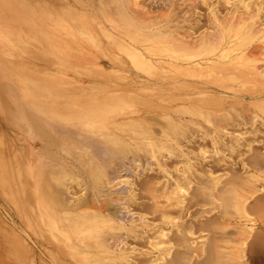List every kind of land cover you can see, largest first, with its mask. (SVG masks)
I'll return each instance as SVG.
<instances>
[{
    "label": "rangeland",
    "instance_id": "obj_1",
    "mask_svg": "<svg viewBox=\"0 0 264 264\" xmlns=\"http://www.w3.org/2000/svg\"><path fill=\"white\" fill-rule=\"evenodd\" d=\"M14 1H16V2H14ZM77 1L76 0H29V1L28 0H3V1L1 0L0 1V15L1 16L12 15V19L14 20L13 23L15 24V26L13 28H11L10 33H4V32L0 33V83L3 85H6V86L8 85V86L12 87V82H13L14 84L17 85L16 91L20 92L19 91L20 90L19 85L22 83L18 84L16 82L15 78H16V74H18V75L21 74L22 67L19 65V63H17V61L30 60L33 64H37V61H34L33 58L29 57V55L27 53L20 52V51L11 52L7 49V47H12V44H13L12 40H14L13 34L15 33L14 31L18 30V26H21L18 24L19 23L18 19L20 18L19 14H18L19 11H20V13L26 14L25 15L26 16V22L28 24H30L33 21L36 22V21L41 20L42 23H44V25L41 23V21H39V23L36 22L38 24L37 28L39 30L44 31V30H48V29L55 27V25H54L55 23L52 20L53 11L54 10L60 11L61 10L60 8H62L63 5H66L75 14H77L78 18H81L84 22H86L88 24V27H89L88 29H89L92 36H89V37L80 36L79 38L73 37V36L71 37L70 35H67L69 28L65 27V26L61 27L60 29H61L62 35H65V37L68 39L66 42V45L64 46L62 44V50H60V52H58V54L55 55L54 60H52V61H40V62H38V64L41 67L45 68L48 73H53L56 77V79H54V80H56L57 82H59L60 78H66L68 80L78 79L79 82L80 83L83 82L84 85H86L87 83L91 84V82L96 83L97 81H100L104 84V86L106 87L105 90H102V89L96 90V88H94V86H91L92 88H88V90L85 89V91L82 94H80L78 91H76L74 89L69 90L70 93L68 94L67 98H73L74 100L78 99L79 101H81L80 105L78 106V107H80V109H77V107L75 108L76 109L75 113L79 114V118H81V120L82 119L86 120L87 118H90L91 117L90 114L97 115V114H104V113L105 114H138V115L143 114V117L146 114L145 119L147 118L149 120V118L152 116L151 114H153V110L154 109H161V107H164V109H165V113H161V114H168V113L169 114H182L183 112L180 113V112L175 111L173 109L177 108V107L181 108V105L187 104L188 101L194 102V100L196 98H198V99L195 101H198V100H204V101H208V102L209 101H216V102H218L219 106L222 108L217 113L218 114H222L224 112L227 113V114H225L224 118H221L218 116L216 117V114L210 115V113L209 114H203V116H202V114H199V116H201V117H199L198 114H195V116H193V119L199 125L194 126L191 124L190 120L188 119L191 116L190 113H187L188 112L187 111L186 113L184 112L182 114L183 119L185 121H188V122H184L185 123L184 128L185 127L186 128L184 129V132H183L184 138H182L183 136L181 137V142H180L181 144L179 147L181 149L185 148L184 150L185 151L187 150L188 152L191 150V153H189V154L193 155V156H195L196 153H198L197 159L195 157H193L195 159L190 160L191 163L196 162V164L194 163L193 165L194 166L197 165V166H195V168L201 169L200 173L203 174L205 177L206 175L202 172H204V170L206 168L205 169L200 168L198 166V163H197L199 161L202 162L204 160L202 162V165L204 167L210 168L212 171V175L216 176L217 178L219 177L220 179H222L221 182L223 184L219 183L218 184L219 186L224 185V182L226 180L223 181V179H226L227 177L229 178V176L231 178L233 176L234 182L232 184H233V186H235V189L237 190L238 194H239V192L240 193H246L248 191V189L252 188V187L255 188V191H254V193H252V195H250L248 201L243 206H241L238 203L237 197L234 195L232 196L231 193H229V192L220 193L223 191L215 189V188H213L214 190L208 189V188L203 189V190L197 189L196 186L197 185L199 186V183L197 184L198 178L195 179L194 177H192V179H194L195 182L190 181L191 183L189 182L190 183L189 185L186 183V186L184 185V190L182 192L180 191L177 194L179 196L182 195L181 200L183 199L185 202L186 201L188 202L190 200V197H188V196L195 194L194 196H191L192 197L191 200H193V197H194V200H198L199 204L189 208V210L190 211H193V210L196 211L197 209L198 210L196 211V215L195 214H194V216L191 215L192 217L188 216V215H185V217H184V215H183V220H185V221L188 220L189 223L190 222L191 223L189 224L188 221H186V223H187V224H185L186 228H185V230H182V233H180V231H178V229L180 230V228H181L180 226L177 227V226L173 225V223L168 222L171 224V226H169L168 223L164 222L166 219L164 217H166V216H170L167 218H171V217L175 218L176 216H178V213L173 212L171 209V204H172L173 200H175L178 196L176 193L173 195V196L176 195L175 198L170 197L171 195H168V194H170L169 192H171V190L173 189V187H168V185L173 182V178L168 177L167 173L165 171H163L162 169H160V167L157 165L156 160L153 158H150L151 156H149V153L147 152V150L146 151H144V150L138 151L139 154H137L135 150H128L129 152L128 151H119L117 153V158L114 159V160H116V163L114 160L111 161L112 164L109 162L110 167H111V165H113L111 167L112 170L109 169L110 167H107V177L106 176L103 177L101 179L102 181L100 180V178H98L100 181L99 180L95 181L93 177H89L88 173L85 172L84 169H81L79 163L76 162L77 160L72 158L70 156V154L64 153L63 151L58 150V153L56 152L57 155L60 156L66 162H68L72 166V168H74V172H75L74 175L76 177H79L78 179L74 180V177H70V175H65L63 177L64 178L63 184L57 185L58 186L57 188L59 189V191H57V192H59V195H61L62 198L64 196V198H63L65 200L64 202H66V200H67V202L65 204L63 203V206L65 205L66 207H63L61 211L63 213H65L66 209H67V211H77V212L87 210V211H89L90 216L93 214H95V215L99 214L98 213V211H99L100 215L102 214V216H105L107 218L108 217L112 218V220L114 222H116L117 227L119 225L118 224L119 221H120L119 223L122 225L124 223L126 224V227L125 226H123V228L118 227L119 229H117L116 226H114V225L113 226L115 228L114 227L112 228V226L110 228L103 227V223L101 222L102 223L101 224L99 220L97 221L98 223L96 225L99 224L97 226L98 231L101 230V229H99L101 227L104 228L103 231L106 228H108V229H106V231H104L105 233L102 232L103 233L102 235L104 236V234H105V236H106V237L102 236V239L105 240V238H106L105 242H108V244L111 247V250L114 253L118 254V255H115L113 257H110L108 254L101 252L103 260H104L103 264L104 263L105 264H149V263L150 264H166V263L167 264H171V263L172 264H197V262H199V261L201 262V264L202 263H204V264H232V263L233 264H255V261H253L254 259L256 260V262L258 260L259 264H264V260H263L264 259L263 258L264 257V255H263L264 250L263 249L264 248H260L262 253H261V251L259 252L260 249H258L256 251L254 250L255 251L254 254H252L253 253V251H252L251 252L252 255L249 254L250 252L248 251L247 246H246V249L243 252V254L241 252H239L240 239L243 236L247 235L248 232H250L249 229H250L251 224L253 223L254 229L251 231L250 236H248V240L251 239L253 236V233L256 231V229L258 227L259 222H261V220H262L261 215L262 214L264 215V209L262 211L261 207H258L259 209L257 208L258 204L261 202L252 203L253 198L255 196L264 195V178L260 177L258 180H252L254 178L253 174H260L261 171L264 172V160H263L264 159V50H263L264 49V31H263V29H264V3H263V1L264 0H261V1L244 0L246 3L244 1H242V3L241 2L238 3L241 0H226V1L225 0H119V1L113 0L112 2H111V0H110V2H107L109 0H105V1L104 0H90V1L89 0H83V1L77 0ZM125 1L127 4L124 5ZM243 3L246 4L245 6L244 5L243 6L248 11V12H246V14H245L246 10H244L243 6L241 5ZM249 3L252 5H250ZM104 4H107L106 5L107 7ZM118 4H121L123 7L126 6L125 8H129L130 12L129 11H127V12H128V14L131 13L130 15H132V17H135L137 19L139 18V20L143 19L149 23L157 21L156 25H159L160 28H164V29H166V31L169 29V31H167V32L163 29H161V30L163 33L165 32V34H166L165 37L167 38V40H172L171 44H173L172 46L175 48L173 50L174 52H175V50L177 52H179V51L183 52L182 51L183 45L186 42L189 43L191 40L192 41L190 43L194 44V48L198 49V52H200L201 55L203 54V52H204V55H206V53L208 55L210 52L211 53L213 52L214 54H216V53L218 54V53L222 52L224 47H227L231 43V46L235 45V47L232 46L230 49L226 50L225 52H228V51H230V52L226 53L225 57L222 59L229 60L230 59L229 57L233 56V55H236V56H242L243 55L242 57L244 59H241V58H240V60L237 59L235 61V63L233 65H230V66H223L221 68L211 69V70L196 71L191 75L190 74L180 75V73H178L174 68L171 67V69H165L164 71L168 72L169 74H176V76H175L176 80L172 81L173 79H170V80H167V82H163V83H157V82L153 83V82L149 81L148 79L149 78L152 79L154 77V75H153V73L155 72L154 69H150V68L146 69V64H145V66L140 64L139 66H137V68H133L131 65V60H130L129 54H127L128 48L127 49L125 48L126 50L124 48L118 49L120 47V45H119L120 40L118 39L119 36H118V33L116 32V30L114 31L113 25H111L112 24V18H114L113 19L114 21L116 20L119 23L123 22V21L117 20L118 18L115 19L116 17L119 16L118 11H116V12H118L117 13L118 15L116 16V14H115V9H118V7H117ZM128 4H129V6H128ZM256 4H258V5H256ZM247 5L249 7H247ZM12 7H13V9H12ZM103 7L106 9V13H109L110 15L112 14L111 15L112 17L111 16L107 17V15L104 14L105 12H102ZM237 8H239L241 10H239ZM235 9H237V10H235ZM107 10H109V11H107ZM214 10H215V12H214ZM38 11H39V13H38ZM233 11H234V13H233ZM255 11H256V13H255ZM8 12L10 14H6ZM100 12H102V13H100ZM235 12L237 15H235ZM239 12H241V14ZM133 13H134V15H133ZM139 13L142 16L141 15L138 16ZM214 13H216V14H214ZM135 14H136V16H135ZM238 14H240V15H238ZM249 14H251L252 17L249 16ZM230 15H231L232 20L234 19V21H233V23H231V25L229 24V21L232 22V20H230L231 18L230 19L228 18V16L230 17ZM241 15H243V16L241 17ZM35 16H37V17L34 18ZM50 16H52V17H50ZM113 16H115V17H113ZM246 16L249 18H246ZM259 16H261V18ZM162 17H164V18H162ZM218 17H220V18H218ZM120 18L122 19V17H120ZM227 18L229 21L226 20ZM238 18H240V19L242 18V19L239 20ZM110 19H111V21H110ZM244 19H249V20H244ZM225 20H226V22H225ZM235 20H237V21H235ZM238 20L240 23H238ZM108 21H110V22H108ZM215 21L218 23H216ZM249 21H250V23H249ZM220 22H222V23H220ZM113 23H115V22H113ZM227 23H228V25H227ZM235 23H236V25H235ZM251 23H252V25H251ZM188 24H190L191 26ZM223 24H225L227 27ZM49 26L50 27L52 26V27L49 28ZM171 26H172V28H169ZM232 26H233V30H232ZM248 26L249 27L251 26L252 28L251 27L249 28ZM220 27L223 30H221ZM234 27H235V29H234ZM246 27L249 28L248 29L249 32H248ZM131 28H132V26H131ZM216 28H218L219 30H217ZM228 28H230L229 32H228ZM171 29H172V31H171ZM173 29H174V31H173ZM251 29H253V30H251ZM146 30H145V32H146ZM176 30H177V32H176ZM211 30L213 31V33ZM238 30H239V32H238ZM256 30H258V31H256ZM171 32L174 33V34L172 33L171 36L175 35L177 39L179 38L178 36H180V38L182 37V39L179 38V40H178L179 42H178L177 39H174L175 37L170 36ZM248 33H249V36H248ZM253 33H254V35H253ZM225 34H227V35H225ZM250 34H252V35H250ZM204 35H206V36L204 37ZM244 35L247 37H245ZM69 36H70V38H69ZM106 36L108 38H106ZM110 36H112V37H110ZM215 36H217V37H215ZM221 36L223 37V40H222ZM56 37H58V36L53 37V38H55V44L54 45H59V44H57L59 41L57 40ZM203 37H204V39H203ZM209 37H212V38L209 39ZM213 37H214V41H213ZM239 37L241 39L242 38L243 39L241 40V39H239ZM170 38H173V39H170ZM226 38L229 39V42H227L228 39H226ZM248 38H250V39L252 38V39L250 40ZM27 39L28 40L31 39V38H29V35H27ZM198 39L200 41L202 40L203 42H205L204 43L205 47L203 46V44L201 45V47L203 46L204 48H206L207 47L206 45H208L207 48H209V47L213 48L214 47V49L207 52L209 49L206 48V52L202 51L203 49H200L201 47H199V45H200V43H202V41L199 43ZM180 40L182 42H184L183 45H182V43H180ZM195 41H196V43H194ZM240 41H242V42L239 44ZM211 42H213V43L211 44ZM166 44L167 43L165 42V45ZM165 45H163V46H165ZM259 47H260V50H259ZM132 48L135 52L140 51V50L134 49V47H130V49H132ZM121 49H123V50H121ZM220 49H222V50H220ZM240 52L241 53L243 52V54H240ZM244 52L247 55H245ZM165 53H164V55H165ZM249 54L252 55V56L250 55V58H249ZM196 56L198 58H200V57L202 58V56H200V55H196ZM152 57L155 59L157 56L155 54ZM256 59H258V60H256ZM250 61H252V62H250ZM77 62H78V64H77ZM157 65H158V63H157ZM142 67H145V68L140 70V68H142ZM229 67H235V68L232 69L231 71H229L228 70ZM98 68L101 70L105 69L104 72H102V73H104L103 76H99L96 73V70ZM145 69L148 71L150 70L151 74L149 72L147 73V71ZM219 71H223L226 73L221 75V74L217 73ZM3 74H4V76H3ZM97 78H98V80H97ZM179 79H182V80H179ZM105 82H106V84L111 83L112 85L111 84H110L111 86L108 84L106 85ZM114 86L116 88H118L117 91L124 93L125 97L122 99V102L120 104L119 103L118 104L108 103L106 105V107L103 106V108L101 106H99L97 103L91 104L92 106L94 104L96 105V106L94 105L93 108L91 106L88 107L85 104L83 99L86 100L87 98H95V99L101 98L104 100V99L110 98L109 97V96H111L110 93L115 89ZM214 90H216V91H214ZM202 92H206L207 94L210 93L211 95L210 94L205 95V93L203 94ZM211 92L214 94L213 96H212ZM132 93H134V94H132ZM0 97H2V96H0ZM214 97H217V98H214ZM222 97H224V98H222ZM21 100L24 101V98L21 97ZM3 105L4 104H1V101H0V221H1L0 225H2V226H0L1 227L0 228V234L2 235L5 232V230H6L5 233L8 232L9 234H7V239L5 238L6 237L5 233H4L5 236L0 235V239H1V241H0V258H1L0 262L1 263L0 264H77L75 262V260L70 256H67L64 254L61 256L58 255V253H60L58 250L65 249L66 243L54 235L53 232H57V234H58L59 233L58 231L54 230L52 232L51 230H49L47 228H45L42 231L39 228V225L37 223V219L34 218L33 214L29 210L28 204H30V203H29V201H27V195H26V193L22 187V186H24V181H23V179L21 180V174H20L21 171H19V170H24L26 172L29 169L31 175L34 178H37V172L35 171V169L37 170V163H40L41 166H43V164H45V163H48L47 160H49L50 155L47 153H43V155L37 154V150H36V148H37V133L33 129L31 122L28 120H25L23 118L22 119H15V118H12L10 116H7L3 111L5 109L3 107ZM84 105H86V106H84ZM28 107L32 111H35V112H37V110H38V113H39L38 116L40 118L39 120H45V118H48V114L45 112L44 107H42V109L37 108V104L35 105L34 103H28ZM146 108H148V109H146ZM102 109H104V110H102ZM194 109H196V108L194 107ZM96 111H98V112L95 113ZM127 112H129V113H127ZM35 115L37 116V114H35ZM147 115L149 117H147ZM209 116H211V118H209ZM206 117L208 119H206ZM79 118H75V119L71 118V120H73L77 123V122L81 121ZM66 119H68V118H66ZM66 119L62 118L60 120V122L62 123ZM152 120L153 119H151V122H148V121L146 122V120H144V122H145V124L150 125L151 129L153 128V130L155 129L159 132V130H161L160 124H162V123L164 124L165 118L160 116L158 119H156V121L159 120V124H157L158 121L156 122V124L153 123V122H155V119H154V121H152ZM186 123H187V125H186ZM201 123H203V124H201ZM95 124H97V123H95ZM216 124H218V125H216ZM117 125H120V124H117ZM215 125H216V127H215ZM77 126H78L77 124L76 125H68L67 128L66 127H64V128L69 130V131L71 130V133H76V132H78L77 130L79 128ZM111 126L112 127H110L111 128L110 130H112V131L118 132V130H120L119 127H117L116 125L111 124ZM115 128H117V129H115ZM172 130L170 129V131H172ZM209 134H210V136H209ZM190 136H192L194 138L196 137L195 139H197V141H195V139H194L193 142H191V141L189 142L188 139L190 138ZM212 136L219 138V139L218 140H212L211 139ZM76 138H77V140H80V141H82V139L84 140V138H82L80 136H77ZM227 141H228V144H226ZM216 142H219V144L217 143V145H216ZM228 147H231V148H228ZM172 148H173L172 150L175 149L174 152L176 154L181 153L180 152L181 150L179 148H177V147L176 148L172 147ZM75 150H76V147L74 148V151ZM124 150H127V149H124ZM120 152L123 154V156H122V154L121 155L119 154ZM163 152L167 153L166 151H163ZM133 153L136 155L133 156L134 155ZM115 155H116V153H115ZM126 155H128V156H126ZM132 156L135 158L137 157L136 159L139 161L138 166L135 164V162L133 163V161L131 159ZM138 156L140 158H138ZM39 157H42V158H39ZM145 157H147V160L145 159ZM120 158H122V159L124 158L123 159L124 161ZM178 158L182 159L181 157H177L178 163H177V161H176V163L174 162L176 164V166H178L180 169L185 168V167H183V165L186 166L185 158H184V161H183V159L181 160L182 162ZM117 160L118 161L120 160L119 161L120 165H119V162H117ZM121 162L124 163L125 166H123V164ZM130 162H131V164H130ZM127 163H129V164H127ZM251 163L253 166L251 165ZM116 164H118L119 167L116 166ZM175 164H173L172 166H171V164H168L171 166V167L168 166V168H170L171 172H173L172 175L176 174L178 172V171H176V169H174ZM114 165L116 166L117 169L115 168ZM149 165H150V167H152L151 169L148 168ZM18 166H19V168H18ZM45 166L48 167L47 165H45ZM120 166H122V167H120ZM194 166H192V168H194ZM130 167H132V168H130ZM143 167H147V168L144 169ZM156 167H157V170H156ZM197 167H199V168H197ZM113 168H114V170H113ZM16 170H17V173H16ZM135 170H136V172H135ZM172 170H174L176 172H174ZM110 171H112V172H110ZM113 171H116V174L118 173L119 175H117L115 177V179H113V181H111L110 183L106 182L108 180H112V179H110V177L113 176V173H114ZM125 172H129V173H125ZM108 173H111V174H108ZM136 173H140L141 175L138 176V174H136ZM108 175L109 176L111 175V176L109 177ZM263 176H264V174H263ZM69 178L71 180H69ZM145 178L150 179V180L148 179L149 182H148L147 186H145L146 182H147L145 180ZM170 178L172 180H170ZM124 179H127L128 183H125ZM143 179H144L145 183H144ZM19 180H21V181H19ZM72 180H73V182H72ZM168 180H170L172 182H169ZM139 181H140V183H139ZM202 181L204 182L205 180H202ZM103 182H106L105 183V186L107 185L106 187L102 186V185H104ZM203 182H200V184L202 186L204 185ZM81 183H82V186H81ZM92 183H95L96 185L98 184L99 187L95 186V184L91 185ZM138 183H139V185H138ZM167 183H169V184H167ZM21 184H23V185H21ZM69 184H71V185H69ZM130 184L133 187L137 188V191L140 190L139 192H141V196L138 200L139 204H136V205H138V206L140 205L139 208L141 206L142 207L146 206L148 208V209H146V208L145 209H143V208L138 209V206L136 208V205L134 203H132V204H130L131 205V207H130L131 211L134 212V214H137V211H138V213H141V215L145 216L148 219L147 221L150 223H153V225L154 224H157V225L161 224V225L165 226V231H168V232H166V236H163V237H165V238L167 236L170 237V239L167 237L168 238V239H166L167 241L171 242L173 240L172 236L175 235V237H176V235L180 233V234L184 235V237H180V235L177 237L182 238L183 240H186L187 242L184 241V243H182L183 240L180 239L178 241L179 238H177V237H176L177 239L174 238L175 239L174 242L172 241V243L177 242L175 244H171V243L169 244V242H167L165 240V242H167V243L164 242V244L163 243L162 244H163V246H165V244H169V245H166V247L169 248L167 250V251H169V255H167L168 252L166 251V249L162 250L163 246L161 245V243L157 242V241H159V238H157V239H155L156 237L154 238V236L156 235V232H155V230L157 229L156 227L149 230V232H148L149 235H147L146 233H142V236L139 237V238H141V240L138 239V237L136 238V236L134 235L136 233V231H134V229L138 226L137 224H139V222L137 220V217L139 214H137V216L135 215L134 217H132L134 214L131 216L130 211L126 212L125 204L128 206L129 203H131V202L124 201L123 195H125V194L122 193L123 187H125L126 185H130ZM143 184H145V185H143ZM156 184L159 186L157 187ZM63 185L65 186V188L67 187L66 190L63 187ZM141 185H142V187H141ZM155 186H156V191H154ZM170 186H172V184H170ZM242 187H243V189H242ZM160 188H161V190H159ZM65 191H67L68 193ZM135 191H136V189H135ZM153 191H154V193H153ZM243 191H246V192H243ZM63 192H65L66 194ZM193 192H194V194H193ZM104 193H105V196H104ZM183 193H184V197H183ZM196 193H197V195H196ZM11 194L13 196H11ZM82 195H84V196H82ZM145 196H147L148 198L147 197L145 198ZM149 196H150V198H149ZM109 197H110V199H108ZM180 197H178V199H180ZM187 197L189 200L187 199ZM217 197L219 198V200H221V198H223V197L225 198L226 201L228 200L227 201L228 204L225 208L222 207L223 202L219 201ZM112 198H116V200L112 199ZM185 198L187 200H185ZM78 199H80V200H78ZM163 199H165L166 201L165 200L163 201ZM106 200L109 201L108 204H107ZM183 200H182V202L184 203ZM33 201H32V204L34 206H36L37 205V197L35 199H33ZM72 201H74V202H72ZM76 201H77L78 206L76 205ZM112 201H113V204H112ZM91 202H92V204H91ZM93 202L96 205H94ZM219 202L220 203L222 202L221 206H220ZM253 204H255V206ZM72 205H74V206H72ZM68 206H70L71 208ZM72 207H73V209H72ZM132 207H134V208H132ZM219 207H221V208H219ZM246 208H249L250 210L249 209L246 210ZM258 210H260V211H258ZM61 211L57 210L56 212L60 214ZM95 211H97V212L95 213ZM260 212H261V214H260ZM259 214H260V216H259ZM257 215L259 216V218ZM129 216L131 217V219L136 218L135 221L133 219V221L131 220V222H130ZM160 216H161V218H160ZM162 216H163V218H162ZM126 217H127V219H126ZM88 218H89V216H88ZM88 218L86 220H88ZM92 218L90 221H93ZM123 219H125V221ZM201 219L204 222L212 220L211 221L212 223L209 221L211 224H208V227H207L206 226L207 224H205L203 222V224L207 227V228H205L203 225V227L205 228V229H203V227L199 226V225H202ZM216 219H219V221H217ZM94 220H95V218H94ZM181 220L182 219H180L179 221H181ZM215 220H216V222H219V223L218 224L215 223ZM121 222H123V223H121ZM198 222L200 224L196 225V224H198ZM220 223H223V224H220ZM105 225L106 224H104V226ZM195 225L198 227H201V229L199 230L198 227L195 228ZM217 225H219V227ZM220 225L223 227H221ZM5 226L8 229H5ZM106 226H108V225H106ZM173 226H175V227H173ZM192 226H193V228H192ZM131 228L133 229V231L131 230ZM141 228L142 227L140 226V227H137L135 230H138ZM174 228H175V231H174ZM2 229H4V230L2 231ZM187 229H188L189 234L187 232ZM189 229H190V231H189ZM220 229H222L221 230L222 232H219ZM8 230H10V231H8ZM77 230H79V229H77ZM108 230H110L109 233H108ZM125 230H127V231H125ZM74 232H76V231H74ZM138 232H140V230H138ZM150 232L152 234L153 240H152V237L151 238L149 237V236H151ZM176 232H178V233L174 234ZM190 232H192V233H190ZM39 233H40V235H39ZM78 233H79V231H77V234ZM82 234L84 235L85 232ZM95 234H97V233H95ZM106 234H108V235H106ZM127 234H128V236H126ZM172 234H174V235H172ZM191 234H192V236H190ZM74 235H75V233H74ZM117 235L118 236L120 235L118 237L119 239L121 238V236L124 235L125 237H122V238L126 240V241L124 240L126 242V244L123 243V244L119 245L118 244L119 240H118V242L116 240ZM94 237H96V236H94ZM146 237H149V238H146ZM91 238H92V236L85 238V239H82V240H85L83 243L94 245V242L96 243V239L95 238L91 239ZM150 239H151V241H150ZM113 240L116 241V244L114 243L115 241H113ZM154 240H157V241H154ZM111 241H113V243L115 244V247L111 245V244H113ZM208 241H209V244H208ZM156 242L159 243V245H157V246L161 245L162 247H156L155 246L157 244ZM178 243H181V244H178ZM122 245L125 248H123ZM152 245H154L156 249L154 248V246L151 248ZM204 245L206 247H207V245L209 247H211V245H212L213 248L208 247V249H207L209 251L208 252L205 249ZM95 246L97 247V245H95ZM118 246L122 247V248L119 250ZM112 247L117 248V249L115 250ZM166 247H164V248H166ZM19 248H20V250H19ZM175 248H177V249H175ZM203 248H204V250H206L205 253H204V251H202ZM98 250H99V248H98ZM210 250L213 253V254L212 253L211 254L214 256H210V258L213 257L212 260L209 259V260L205 261L206 258L209 255H211ZM120 251H123L125 253V257H121L119 255ZM7 252L9 253V255ZM246 252H247V254H246ZM202 254L203 255L206 254L207 256L204 255V257H203ZM218 254H219V256H217ZM248 254H249V256H248ZM256 254H258V256H256ZM173 255L175 256V259H174ZM250 255L251 256L255 255L254 259ZM159 256H161V259H159L160 258ZM259 256H260V258H262L261 260L256 258ZM165 257H167L168 260ZM180 257H181V259H180ZM138 258H139V260H138ZM146 258H148V260ZM151 258H153V259H151ZM204 258H205V260H204ZM251 258H252V260H250ZM140 259H142L141 261H145V262H141ZM149 259L151 262L149 261ZM177 261H179V262H177ZM259 261H262V263Z\"/></svg>",
    "mask_w": 264,
    "mask_h": 264
},
{
    "label": "bare ground",
    "instance_id": "obj_2",
    "mask_svg": "<svg viewBox=\"0 0 264 264\" xmlns=\"http://www.w3.org/2000/svg\"><path fill=\"white\" fill-rule=\"evenodd\" d=\"M1 1V0H0ZM3 1V0H2ZM29 1V0H28ZM77 1V0H76ZM80 1V0H79ZM83 1V0H81ZM90 1V0H89ZM105 1V0H104ZM113 0H111L112 2ZM116 1H119V0H116ZM115 1V2H116ZM226 1V0H225ZM242 1L244 0H241L239 1L238 3H242ZM258 1H261V0H258ZM16 2V1H14ZM78 2V1H77ZM107 2H110L107 1ZM137 2V1H136ZM245 2V1H244ZM29 3V2H28ZM36 3V2H35ZM90 3V2H89ZM105 3V2H104ZM117 3V2H116ZM115 3V4H116ZM120 3V2H119ZM122 3V2H121ZM246 3V2H245ZM251 3V2H250ZM249 3V4H250ZM264 3V1H263ZM8 4V3H7ZM16 4V3H15ZM87 4V3H86ZM127 4L126 1L124 2V5ZM80 5V4H79ZM85 5V4H84ZM105 6L107 4H104ZM117 5V4H116ZM242 6L246 5V4H241ZM252 5V4H250ZM258 5V4H256ZM16 6V5H15ZM32 6V5H31ZM129 6V4H128ZM240 6V5H239ZM241 6V7H242ZM243 6L244 10H246V8ZM9 7V6H8ZM7 7V8H8ZM83 7V6H82ZM100 7V6H99ZM107 7V6H106ZM118 9H115V14L116 16L118 15L117 13L119 12V16L116 17L115 19L117 20H120V21H123L122 23H119L117 22L116 20L114 21L112 18V24L113 25V29L114 31L116 30V32L118 33V39L120 40V48H128V53L129 54V57H130V60H131V65L133 68H137V66H139L140 64H142L143 66H145L146 64V69L150 68V69H154L155 72L153 73L154 77L152 79H148L149 81L153 82V83H163V82H167V80H170V79H173L172 81L176 80L175 79V76L176 74H169L168 72L164 71L165 69H171L174 68L178 73H180V75L182 74H193L194 72L196 71H201V70H211V69H217V68H221L223 66H230V65H233L235 63V61L237 59L240 60L241 59H244L242 56H236V55H233V56H230L229 60H224L222 58L225 57V54L226 53H229L230 51L228 52H225L226 50L230 49L232 46L235 47V45H232L231 46V43L230 45H228L227 47H224V49H220L222 50V52L220 53H216L214 54L213 52L209 53L207 55H204V52L203 54L201 55L200 52H198V49L194 48V44L192 45L190 42H186L184 44V42H182L180 40V43H182L183 45V52H177L175 50V52L173 51L175 48L172 46L173 44H171L172 40H167V38L165 37L166 34L165 32L163 33L161 29L165 30L164 28H160L159 25H156L157 21L156 22H152V23H149L145 20H139V18H135V17H132V15L128 14L127 11H129V8H125L123 7L121 4H118ZM247 7H249L247 5ZM259 7V6H258ZM5 8V7H4ZM33 8V7H32ZM35 8V7H34ZM133 8V7H132ZM251 8V7H250ZM11 9V8H10ZM13 9V7H12ZM37 9V8H36ZM35 9V10H36ZM61 10L60 11H53L52 13V20L54 21V25L55 27L51 28L49 26V28L51 29H48V30H39L37 28L38 24L36 22L39 23V21H33L31 22L30 24H28L26 22V14L24 13H20L19 11V25L21 26H18V30L17 31H14L15 33L13 34V38L14 40L13 41V44H12V47H7V49L11 52H24V53H27L29 55V57H32L34 61H37V64H33L30 60H22V61H17V63H19V65L22 67V71H21V74L18 75L16 74V82L18 84L22 83L19 85L20 87V92H17V85L14 84L12 82V87L11 86H6V85H3L0 83V101H1V104H4L3 107L5 108L3 111L4 113L7 115V116H10L12 118H15V119H25V120H28L31 122L32 126H33V129L35 130V132L37 133V154L39 155H43V153H47L49 154V160H47L48 163H45L43 164V166L40 165V163H37V170L35 169V171L37 172V178H34L31 173H30V170L28 169L26 172L24 170H19L21 171V180L23 179L24 181V186L23 189L27 195V201H29L30 204H28V207H29V210L30 212L33 214L34 218L37 219V223L39 225V228L43 231L45 228L51 230L52 232L55 230V231H58L59 233L57 234V232H53L55 236H57L59 239H61L62 241H64L66 243V248L63 249V250H58L60 253H58L59 256L61 255H67V256H70L72 257L75 262L77 264H103L104 260H103V257H102V253H106L108 254L110 257H113L115 255H118L117 253H114L112 250H111V247L110 245L108 244V242H105L106 241V238L105 240L102 239V232L106 231V229L110 228L112 226V228L114 226H116L117 229H119L120 227L123 228V226L126 227V224L124 223L123 225L120 224L118 222V227L116 225V222H114L112 220V218L110 217H105V216H102V214L100 215V212L98 211L99 214L95 215H89V211L87 210H83V211H65V213H63L61 210L63 207H66L65 205L63 206V203L65 204L67 202H64L65 200L62 198L61 195H59V189L57 188L59 184H63V177L65 175H70V177H74V180L75 179H78L79 177H76L74 174V168H72V166L66 162L65 160H63L60 156L57 155L58 153V150L60 151H63L64 153H68L70 154V156L72 158H74L75 160H77L76 162L79 163L81 169H84L85 172L88 173V176L89 177H93L94 180H99L98 178H100V180L103 178V177H107V167H110L109 166V162L112 164V160H114L115 158H117V153L119 151H128V150H135L137 154L138 151H146L149 153V156H151L150 158H153L156 160L157 162V165L160 167V169H162L163 171H165L168 175V177H171L173 178V182L170 181L172 180L170 178V180H168L169 182H172L170 184H172V186H170L169 184L168 187H173V189L171 190V192H169L170 194L168 195H171L170 197H173L175 198V196H173L175 193H179L180 191L182 192L184 190V185L186 186V183L189 185L191 182L190 181H194V179H192V177H194L195 179L198 180L197 184L199 183V186L197 185V189H218V190H221L223 192H220V193H225V192H229L231 193V195L233 196H236L237 199H238V203L243 206L249 199L250 195H252V193H254L255 191V188H249L248 191H243V192H246V193H240L239 194L237 193V190L235 189V186H233V180H234V177L232 176L230 178L227 179H223L224 182V185H221L219 186L218 184L219 183H222L221 180L219 177L217 178L216 176L212 175V171L210 168H207V167H204L202 165V162H197L198 163V166L200 168H206L204 170V173L206 176L204 177L203 174L200 173V170L201 169H196L195 166L197 165H193L194 163L196 164V162L194 163H191L190 160H193V159H197V154L195 156L193 155H190L189 153H191V150L187 152L184 150H182L179 146H180V142H181V137L184 138V126H185V123L184 122H188V121H185L183 119V113L187 112V113H190V118H188L191 122L192 125H199L195 122V120L193 119V116H195V114H209L212 115V114H216V117H221V118H224L225 117V114L227 113H222V114H218L217 112L219 110H221L222 108L219 106L218 102L216 101H204V100H198V101H195L197 100L198 98H196L194 100V102L192 101H188L187 104H183L181 105V108L177 107V108H172L173 110L175 111H178V112H183L182 114H161V113H165V109L164 107H161V109H154L153 110V114H151L152 118L153 119L152 121H154L155 119V123L157 122V124H159V120L156 121V119H158L160 116H162L163 118H165V122L164 124H160V128L161 130H159V132L157 130H153V128L151 129V126L150 125H147L145 124L144 120H146V122H151V119L149 118V120L146 118L145 119V116L143 117V114H90L91 117L90 118H87L86 120L79 118V114H76L75 113V108L77 107V109H80V107H78L81 103V101H79L78 99H73V98H67L68 94L70 93V89H74L76 91H78L80 94H82L85 89L88 90V88H92L91 86H94V88H96V90H105V86L102 82L100 81H97L96 83L95 82H91V84L87 83L86 85L79 82L78 79H75V80H68L66 78H60L59 82H57L56 80V77L53 73H48L47 70L43 67H41L38 62L40 61H52L55 59V55L58 54V52H60V50H62V44L65 46L66 45V42H67V38L65 37V35H62L61 33V27H68L69 28V31L67 33V35H70L71 37H77L79 38L80 36L82 37H89V36H92L90 31H89V27H88V24L86 22H84L81 18H78L77 14H75L68 6L66 5H63L62 8H60ZM105 8L103 7V11L102 12H105L104 14L107 15V17H110L111 15L109 13H106V9L104 10ZM108 9V8H107ZM239 9V8H237ZM235 9V10H237ZM262 9V8H261ZM31 10V9H30ZM132 10V9H131ZM241 10V9H239ZM243 10V9H242ZM243 10V11H244ZM252 10V9H251ZM15 11V10H14ZM23 11V10H22ZM34 11V10H33ZM32 11V12H33ZM98 11V10H97ZM109 11V10H107ZM118 11V12H116ZM260 11V10H259ZM41 12V11H40ZM100 12V13H102ZM130 12V11H129ZM142 12V11H141ZM215 12V10H214ZM246 12H248L247 10L245 11V14ZM16 13V14H17ZM39 13V11H38ZM42 13V12H41ZM45 13V12H44ZM136 13V12H135ZM145 13V12H144ZM148 13V12H147ZM234 13V11H233ZM232 13V14H233ZM241 14V12H239ZM256 13V11H255ZM6 14H10L9 12L6 13ZM28 14V13H27ZM34 14V13H33ZM96 14V13H95ZM94 14V15H95ZM137 14V13H136ZM135 14V16H136ZM216 14V13H214ZM238 14V15H240ZM252 14V13H251ZM249 14V16L252 17V15ZM254 14V13H253ZM36 15V14H35ZM38 15V14H37ZM48 15V14H47ZM97 15V14H96ZM134 15V13H133ZM141 14L139 13L138 16H140ZM145 15V14H144ZM235 15L236 12H235ZM248 15V14H247ZM257 15V14H256ZM45 16V15H44ZM104 16V15H103ZM142 16V15H141ZM243 15H241L242 17ZM37 16H35L34 18H36ZM105 17V16H104ZM112 17V16H111ZM115 17V16H113ZM122 17V19L120 18ZM144 17V16H143ZM224 17V16H223ZM238 17V16H237ZM236 17V18H237ZM245 17V16H244ZM261 18V16H259ZM41 18V17H40ZM46 18V17H45ZM145 18V17H144ZM164 18V17H162ZM220 18V17H218ZM222 18V17H221ZM228 18L230 19L231 18V15L230 17L228 16ZM228 18L226 20H228ZM246 18H249L246 16ZM30 19V18H29ZM38 19V18H37ZM42 19V18H41ZM109 19V18H108ZM150 19V18H149ZM148 19V20H149ZM157 19V18H156ZM161 19V18H160ZM239 20H241L240 18H238ZM17 20V21H18ZM35 20V19H34ZM99 20V19H98ZM159 20V19H158ZM162 20V19H161ZM213 20V19H212ZM216 20V19H215ZM219 20V19H218ZM225 20V22H226ZM232 20V18L230 19ZM238 20V23H240ZM244 20H249V19H244ZM253 20V19H252ZM13 19H12V15H3L1 16L0 15V33L4 32V33H10V30L11 28H13L15 26V24L13 23ZM31 21V20H30ZM96 21V20H95ZM104 21V20H103ZM111 21V19H110ZM108 21V22H110ZM171 21V20H170ZM169 21V22H170ZM229 21V20H228ZM234 19L231 21H229V24L231 25V23H233ZM237 21V20H235ZM102 22V21H101ZM115 22V23H113ZM216 22V21H215ZM223 22V21H222ZM220 22V23H222ZM224 22V23H225ZM254 22V21H253ZM258 22V21H257ZM42 23V21H41ZM107 23V22H106ZM218 23V22H216ZM237 23V24H238ZM243 23V22H242ZM241 23V24H242ZM250 23V21H249ZM248 23V24H249ZM256 23V22H255ZM44 25V23H42ZM41 24V25H42ZM122 24V25H121ZM154 24V25H153ZM259 24V23H258ZM257 24V25H258ZM263 24V23H262ZM47 25V24H46ZM53 25V26H54ZM93 25V24H92ZM190 25V24H188ZM216 25V24H215ZM225 25V24H223ZM228 25V23H227ZM236 25V23H235ZM234 25V26H235ZM244 25V24H243ZM252 25V23H251ZM254 25V24H253ZM132 26V28H131ZM169 26V25H168ZM167 26V27H168ZM179 26V25H178ZM191 26V25H190ZM226 26V25H225ZM44 27V26H43ZM130 27V28H129ZM216 27V26H215ZM227 27V26H226ZM249 27V26H248ZM251 27V26H250ZM249 27V28H250ZM169 28H172L169 27ZM241 28V27H240ZM247 28V27H246ZM247 28V30L249 29ZM252 28V27H251ZM147 29V30H146ZM175 29V28H174ZM173 29V31H174ZM217 30H219L218 28H216ZM221 29V27H220ZM229 29L228 28V32H229ZM235 29V27H234ZM146 30V32H145ZM213 30V29H212ZM211 30V31H212ZM223 30V29H221ZM225 30V29H224ZM232 30H233V26H232ZM253 30V29H251ZM255 30V29H254ZM259 30V29H258ZM256 30V31H258ZM109 31V30H108ZM169 31V29L167 30ZM166 31V32H167ZM172 31V29H171ZM216 31V30H215ZM231 31V30H230ZM255 31V32H256ZM260 31V30H259ZM262 31V30H261ZM264 31V29H263ZM99 32V31H98ZM102 32V31H101ZM100 32V33H101ZM104 32V31H103ZM177 32V30H176ZM207 32V31H206ZM218 32V31H217ZM223 32V31H222ZM239 32V30H238ZM249 32V30H248ZM173 32L170 33V36ZM213 33V31H212ZM216 33V32H215ZM220 33V32H219ZM241 33V32H240ZM168 34V33H167ZM174 34V33H173ZM177 34V33H176ZM222 34V33H221ZM239 34V33H238ZM242 34V33H241ZM27 35H29V38L31 39H27ZM113 35V34H112ZM208 35V34H207ZM215 35V34H214ZM220 35V34H219ZM227 35V34H225ZM236 35V34H235ZM252 35V34H250ZM254 35V33H253ZM256 35V34H255ZM54 36H58L56 37L57 40L59 41L57 44L59 45H54L55 44V38H53ZM69 36V38H70ZM114 36V35H113ZM169 36V37H170ZM178 36V35H177ZM202 36V35H201ZM206 35H204L205 37ZM218 36V35H217ZM215 36V37H217ZM245 36V35H244ZM248 36H249V33H248ZM112 37V36H110ZM171 37H175L174 39H177L176 36H171ZM180 38V36H178ZM203 37V39H204ZM222 37V36H221ZM230 37V36H229ZM247 37V36H245ZM106 38H108L106 36ZM166 38V39H165ZM179 38L177 39V41L179 40ZM212 38V37H209V39ZM220 38V37H219ZM218 38V39H219ZM117 39V40H118ZM169 39V38H168ZM170 39H173V38H170ZM182 39V37L180 38ZM202 39V38H201ZM228 39V38H226ZM239 39H241L239 37ZM243 39V38H242ZM241 39V40H242ZM250 39V38H248ZM252 39V38H251ZM250 39V40H251ZM16 40V41H15ZM199 40V39H198ZM222 40H223V37H222ZM233 40V39H232ZM83 41V40H82ZM174 41V40H173ZM197 41V40H196ZM196 41L194 43H196ZM202 41V40H201ZM199 40V43L201 42ZM207 41V40H206ZM210 41V40H209ZM213 41H214V37H213ZM165 42L167 43L165 45ZM179 42V41H178ZM208 42V41H207ZM206 42V43H207ZM227 42H229V39L227 40ZM231 42V41H230ZM242 41L239 42V44L241 43ZM244 42V41H243ZM162 45H161V44ZM205 42L202 41V43H200L199 47H201V45L203 44V46L205 45L204 44ZM213 42H211L212 44ZM234 43V42H233ZM82 44V43H81ZM198 44V43H197ZM208 44V43H207ZM221 44V43H220ZM229 44V43H228ZM235 44V43H234ZM54 45V46H53ZM165 45V46H163ZM196 45V44H195ZM227 45V44H226ZM117 46V45H116ZM201 47L200 49H203L202 51H205L206 52V48L208 47V45H206L207 47L204 48V47ZM211 46V45H210ZM220 46V45H219ZM130 47H134V49L136 50H140V51H134L133 48L130 49ZM141 47V48H140ZM117 48V47H116ZM125 49V50H126ZM196 49V50H195ZM209 49L207 52L211 51L214 49V47H209L207 48ZM217 49V48H216ZM123 50V49H121ZM232 50V49H231ZM259 50H260V47H259ZM264 50V49H263ZM256 51V50H255ZM125 52V51H124ZM166 52V53H165ZM219 52V51H218ZM62 53V52H61ZM165 53V55H164ZM249 53V52H248ZM156 54V58L154 59L152 56ZM240 54H243V52ZM245 54V52H244ZM253 54V53H252ZM196 55H200L202 56V58H198ZM247 55V54H245ZM244 55V56H245ZM250 55L249 54V58H250ZM126 56V55H125ZM252 56V55H251ZM63 57V56H62ZM64 58V57H63ZM69 58V57H68ZM259 58V57H258ZM129 59V58H128ZM260 59V58H259ZM61 60V59H60ZM258 60V59H256ZM69 61V60H68ZM249 61V60H248ZM255 61V60H254ZM60 62V61H59ZM80 62V61H79ZM252 62V61H250ZM44 63V62H43ZM81 63V62H80ZM83 63V62H82ZM111 63V62H110ZM158 63V65H157ZM249 63V62H248ZM62 64V63H61ZM78 64V62H77ZM128 64V63H127ZM65 67V66H64ZM110 68V67H109ZM143 68L145 67H142L140 68V70H142ZM235 67H229L228 70L231 71L232 69H234ZM108 69V68H107ZM145 69V70H146ZM163 69V70H162ZM105 70V69H104ZM104 70H101V69H97L96 70V73L99 75V76H103L104 73ZM153 70V71H154ZM147 73L150 72V70H146ZM145 71V72H146ZM170 71V70H169ZM257 72V71H256ZM60 73V72H59ZM219 74H225L226 72H223V71H219L217 72ZM258 73V72H257ZM259 74V73H258ZM263 74V73H262ZM139 75V74H138ZM234 75V74H233ZM232 75V76H233ZM2 76V75H1ZM4 76V74H3ZM15 76V75H14ZM50 76V77H49ZM70 76V75H69ZM97 76V75H96ZM75 77V76H74ZM76 78V77H75ZM88 78V77H87ZM179 78V77H178ZM98 80V78H97ZM179 80H182V79H179ZM195 80V79H194ZM86 82V81H85ZM104 82V81H103ZM119 83V82H118ZM106 84V82H105ZM108 84V83H107ZM106 84V85H107ZM111 84V83H110ZM108 84V85H110ZM112 85V84H111ZM110 85V86H111ZM115 87V86H114ZM109 88V87H108ZM118 88L115 87V89L110 93L111 96H109L110 98L108 99H95V98H87L86 100H84L85 104L88 106V107H92L95 105H91L92 103H97L99 106H101L103 108L106 107V105L108 103H112V104H120L122 102V99L125 97L124 96V93L123 92H119L117 91ZM220 90V89H219ZM216 91V90H214ZM224 91V90H223ZM226 91V90H225ZM77 92V93H78ZM186 92V91H185ZM222 92V91H221ZM78 93V94H79ZM203 94L205 93V95L207 94L206 92H202ZM212 93V92H211ZM30 94V95H29ZM109 94V95H110ZM134 94V93H132ZM137 94V93H136ZM210 94V93H208ZM207 94V95H208ZM140 95V94H139ZM211 95V94H210ZM214 94L212 93V96ZM221 95V94H220ZM223 96V95H222ZM21 97L24 98V101L21 100ZM145 98V97H144ZM214 98H217V97H214ZM224 98V97H222ZM188 100V99H187ZM161 101V100H160ZM28 103H34L35 105L37 104V108H40L42 109V107H44L45 109V112L48 114V118H45V120H39V116H38V110L37 112L35 111H32L29 107H28ZM82 105V104H81ZM84 105V106H86ZM96 106V105H95ZM140 106V105H139ZM194 107L196 109H194ZM96 108V107H95ZM88 109V108H87ZM148 109V108H146ZM104 110V109H102ZM109 110V109H108ZM88 111V110H87ZM98 111H96L95 113H97ZM133 112V111H132ZM80 113V112H79ZM86 113V112H85ZM129 113V112H127ZM37 114V116L35 115ZM188 115V114H187ZM147 117H149L147 115ZM201 117V116H199ZM205 117V116H204ZM213 117V116H212ZM64 118H68L66 119L65 121H63L62 123L60 122V120ZM71 118H79L81 121L79 122H75L73 120H71ZM209 118H211V116H209ZM161 119V118H160ZM203 119V118H202ZM206 119H208L206 117ZM162 120V119H161ZM210 120V119H209ZM206 121V120H205ZM199 122V121H198ZM209 122V121H208ZM97 123V124H95ZM152 123V124H153ZM161 123V122H160ZM204 123V122H203ZM201 123V124H203ZM78 125L77 127L78 128V132L76 133H71V130H67L65 129L64 127H68V125ZM111 124L113 125H116L117 127H119L120 130L117 131H112L110 130L112 127ZM117 124H120V125H117ZM187 125V123H186ZM218 125V124H216ZM215 125V127H216ZM189 126V125H188ZM187 126V127H188ZM199 127V126H198ZM30 128V127H29ZM223 128V127H222ZM117 129V128H115ZM170 129L172 131H170ZM224 129V128H223ZM158 133H157V132ZM186 132V131H185ZM198 135V134H197ZM77 136H80L82 138H84V140L82 139V141L80 140H77ZM195 136V135H194ZM204 136V135H203ZM210 136V134H209ZM225 136V135H224ZM25 137V136H24ZM186 137V136H185ZM223 137V136H222ZM196 138V137H195ZM194 137L190 136V138L188 139V141L190 142H193ZM200 138V137H199ZM203 138V137H202ZM212 140H218L219 138H216L214 136H212L211 138ZM223 140V139H222ZM229 140V139H228ZM236 140V139H235ZM195 141H197V139H195ZM210 141V140H209ZM232 141V140H231ZM237 141V140H236ZM217 143L219 144V142H216V145ZM226 143V142H225ZM224 143V144H225ZM234 143V142H233ZM214 144V143H213ZM228 144V141L227 143ZM230 144V143H229ZM235 144V143H234ZM232 145V144H231ZM182 146V145H181ZM230 146V145H229ZM76 147V150L74 151V148ZM179 148L181 151V153L179 154H176L174 152V150H172L173 148ZM228 148H231V147H228ZM233 148V147H232ZM124 149H127V150H124ZM33 151V150H32ZM163 151H166L167 153H164ZM177 151V150H176ZM57 152V153H56ZM129 152V151H128ZM133 152V151H132ZM178 152V151H177ZM116 153V155H115ZM135 153V152H134ZM133 153V154H134ZM147 153V154H148ZM120 155L122 154L121 152L119 153ZM129 154V153H128ZM63 155V154H62ZM136 154H134L133 156H135ZM123 156V154H122ZM121 156V157H122ZM128 156V155H126ZM132 156V161L133 163L135 162V164L138 166V163L139 161ZM192 156V157H191ZM19 157V156H18ZM177 157H181L184 161V158H185V161H186V166L183 165V169H180L178 166H176V161H177ZM195 157V158H193ZM35 158V157H34ZM39 158H42V157H39ZM138 158H140L138 156ZM149 158V157H148ZM122 159V158H120ZM124 159V158H123ZM122 159V160H123ZM145 159L147 160V157H145ZM180 159V158H178ZM180 159V161L182 160ZM223 159V158H222ZM23 160V159H22ZM34 160V159H33ZM143 160V159H142ZM202 160V159H201ZM264 160V159H263ZM41 161V160H40ZM115 163H116V160H114ZM120 161V160H119ZM117 160V162H119ZM124 161V160H123ZM129 161V160H128ZM131 161V160H130ZM148 162V161H147ZM173 162V163H172ZM175 162V163H174ZM182 162V161H181ZM42 163V162H41ZM122 163V162H121ZM178 163V161H177ZM36 164V163H35ZM110 164V165H111ZM114 164V163H113ZM123 166L124 163H122ZM129 164V163H127ZM131 164V162H130ZM168 164H171V166L173 164L174 165V169H176V171H178L176 174H173V172H171L170 168H168ZM184 164V163H183ZM207 164V163H206ZM205 164V165H206ZM25 165V164H24ZM45 165H47L48 167H46ZM119 165H120V162H119ZM118 164H116V166L119 167ZM178 165V164H177ZM252 165V163H251ZM17 166V165H16ZM113 165H111L112 167ZM115 166V165H114ZM115 166V168H116ZM170 166V167H171ZM192 166H194V168H192ZM209 166V165H208ZM253 166V165H252ZM109 168L110 170H112V168ZM122 167V166H120ZM133 167V166H132ZM130 167V168H132ZM197 167V168H199ZM210 167V166H209ZM19 168V166H18ZM36 168V167H35ZM136 168V167H135ZM144 169L147 168V167H143ZM149 169H151L152 167H150V165L148 166ZM117 169V168H116ZM114 170V168H113ZM137 170V169H136ZM135 170V172H136ZM156 170H157V167H156ZM109 171V170H108ZM117 171V170H116ZM116 171H113V176H109L110 179L112 180H108L106 182L110 183L111 181H113V179H115V177L117 175H119L118 173L116 174ZM128 171V170H127ZM130 171V170H129ZM174 171V170H172ZM174 171V172H176ZM112 172V171H110ZM134 172V171H133ZM132 172V173H133ZM157 172V171H156ZM164 172V173H165ZM16 173H17V170H16ZM125 173H129V172H125ZM131 173V172H130ZM108 174H111V173H108ZM138 174V176H140L141 174L140 173H136ZM161 174V173H160ZM264 172H260V174H253V179L252 180H258L260 177H263ZM91 175V176H90ZM175 175V176H174ZM17 176V175H16ZM76 177V178H75ZM120 177V176H119ZM33 178V179H32ZM92 178V179H93ZM73 179V178H72ZM109 179V178H108ZM149 179V178H148ZM145 178V180L147 181L146 182V185H148V182L149 180ZM166 179V178H165ZM19 180V181H21ZM69 180H71L69 178ZM82 180V179H81ZM99 180V181H100ZM202 180H205L204 182ZM67 181V180H66ZM98 181V182H99ZM102 181V180H101ZM104 181V180H103ZM144 181V179H143ZM8 182V181H7ZM69 182V181H68ZM73 182V180H72ZM88 182V181H87ZM94 182V181H93ZM106 182H103L104 185L102 186H105V183ZM124 182L125 183H128V180L127 179H124ZM164 182V181H163ZM190 182V183H189ZM195 182V181H194ZM200 182H203L204 185L202 186L200 184ZM22 183V182H21ZM67 183V182H66ZM70 183V182H69ZM89 183V182H88ZM97 183V182H96ZM140 183V181H139ZM138 183V185H139ZM145 183V181H144ZM165 183V182H164ZM75 184V183H74ZM78 184V183H77ZM95 183H92L91 185H93ZM142 184V183H141ZM160 184V183H159ZM223 184V183H222ZM23 185V184H21ZM67 185V184H66ZM71 185V184H69ZM157 185V184H156ZM29 186V187H28ZM81 186H82V183H81ZM84 186V185H83ZM95 186H98L99 185L95 184ZM107 186V185H106ZM105 186V187H106ZM159 185H157L158 187ZM165 186V185H164ZM241 186V185H240ZM63 187L65 188V186L63 185ZM62 187V188H63ZM85 187V186H84ZM92 187V186H91ZM101 187V186H100ZM142 187V185H141ZM163 187V186H162ZM67 188V187H66ZM65 188V190H66ZM94 188V187H93ZM144 188V187H143ZM136 189V191H135ZM163 189V188H162ZM196 189V190H197ZM243 189V187H242ZM241 189V190H242ZM88 190V189H87ZM86 190V191H87ZM95 190V189H94ZM104 190V189H103ZM123 190V191H122ZM122 193H124L125 195H123V198H124V201H128V202H131L129 203V205L127 206L125 204V207H126V212L130 211V215L132 216L134 214V212L131 211V205L132 203H134L135 205L136 204H139V198L141 196V192L137 191V188L133 187L131 184L130 185H126L125 187H123L122 189ZM147 190V189H146ZM161 190V188L159 189ZM168 190V189H167ZM214 190V189H213ZM245 190V189H244ZM98 191V190H97ZM154 191H156V186H155V189ZM153 191V193H154ZM158 191V190H157ZM67 192V191H65ZM63 192V193H65ZM96 192V191H95ZM100 192V191H99ZM195 192V191H194ZM193 192V194H194ZM58 193V194H57ZM62 193V194H63ZM68 193V192H67ZM13 194V193H12ZM11 194V196H13ZM66 194V193H65ZM97 194V193H96ZM114 194V193H113ZM143 194V193H142ZM182 194V193H181ZM100 195V194H99ZM102 195V194H101ZM110 195V194H109ZM195 195V194H194ZM194 195H191V196H194ZM197 195V193H196ZM217 195V194H216ZM84 196V195H82ZM104 196H105V193H104ZM111 196V195H110ZM178 197H180V199H178V197L173 200L172 204H171V209L173 212L175 213H178V216H176L175 218L171 217V218H167V217H170V216H166L164 218L166 223L168 222H171L173 223V225L177 226V227H181L180 230L178 229V231H180V233H182V230H185V224L186 221L188 220H183V215L185 217V215H188V216H194V214L196 215V211L198 210H193V211H190L189 208L195 206V205H198L199 204V201L198 200H194V197H193V200H191V196H188L190 197V200L188 202L184 201V203L182 202L181 198H182V195H178ZM186 196V195H185ZM212 196V195H211ZM210 196V197H211ZM37 197V205L34 206L32 204V201L33 199H35ZM96 197V196H95ZM147 196H145L146 198ZM183 197H184V193H183ZM119 198V197H118ZM148 198V197H147ZM150 198V196H149ZM162 198V197H161ZM172 198V199H173ZM196 198V197H195ZM218 198V197H217ZM221 198V197H220ZM66 199V198H65ZM110 199V197L108 198ZM107 199V200H108ZM112 199H115L116 198H112ZM111 199V200H112ZM152 199V198H151ZM185 198V200H187ZM69 200V199H68ZM77 200V199H76ZM80 200V199H78ZM89 200V199H88ZM106 200V201H107ZM150 200V199H149ZM165 199H163L164 201ZM219 200V198H218ZM166 201V200H165ZM219 201H222L223 202V205L222 207H226L227 204H228V200L226 201L225 198H221V200ZM34 202V201H33ZM70 202V201H69ZM74 202V201H72ZM71 202V203H72ZM109 201H107V204H108ZM152 202V201H151ZM222 202L220 204H222ZM261 202V203H259ZM80 203V202H79ZM78 203V204H79ZM89 203V202H88ZM103 203V202H102ZM250 203V202H249ZM252 203H259L257 208L258 207H261L260 209L263 211L264 209V195L262 196H255L253 198V201ZM14 204V203H13ZM73 204V203H72ZM82 204V203H81ZM92 204V202H91ZM94 204V202H93ZM112 204H113V201H112ZM76 205H77V201H76ZM75 205V206H76ZM96 205V204H94ZM106 205V204H105ZM142 205V204H141ZM239 205V206H240ZM255 206V204H253ZM74 206V205H72ZM78 206V205H77ZM80 206V205H79ZM138 205H136V208H137ZM140 206V205H139ZM138 206V209H148L145 205V207H140L139 208ZM148 206V205H147ZM249 206V205H248ZM15 207V206H14ZM70 207V206H68ZM67 207V208H68ZM104 207V206H103ZM135 207V206H134ZM132 207V208H134ZM250 207V206H249ZM71 208V207H70ZM75 208V207H74ZM221 208V207H219ZM256 208V209H257ZM73 209V207H72ZM142 209V210H143ZM249 209V208H246V210ZM252 209V208H251ZM259 209V208H258ZM57 210H60L61 213H57L56 211ZM90 210V209H89ZM250 210V209H249ZM135 211V210H134ZM222 211V210H221ZM224 211V210H223ZM257 211V210H256ZM260 211V210H258ZM94 212V211H93ZM97 211H95L96 213ZM137 214L138 217H137V220L139 222V224H137L138 226L137 227H142L141 229H138L140 230V232H138V230H135L136 233L134 234L136 236V238L138 237V239L141 240V238H139L140 236H142V233H146L147 235L149 230L150 229H153V228H157L155 230L156 232V235L154 236L155 239L159 238V241L157 240H154V241H157L159 243H161V245L163 246L164 242L166 239H170V237H163V236H166V232L168 231H165V226L159 224H154L153 223H150L148 222L147 218L143 215H141V213H138L137 211ZM137 214H134L132 217H134L135 215L137 216ZM261 214V212H260ZM259 214V216H260ZM16 215V214H15ZM89 216V218H88ZM95 216V217H94ZM191 216V217H192ZM258 216V215H257ZM258 216V218H259ZM261 222H259L258 224V227L256 229V231L253 233V236L251 239L248 240V236H250L251 234V231L254 229L253 227V223L251 224L250 226V229L248 232L247 235L243 236L241 239H240V248H239V252H241L243 254V252L245 251L246 249V246H247V249L248 251L250 252L249 254H251V252L253 251L252 254H254V252L260 248H264V215L262 214L261 215ZM19 217V216H18ZM93 221H90L91 218ZM88 218V220H86ZM95 218V220H94ZM154 218V217H153ZM161 218V216H160ZM163 218V216H162ZM35 219V220H36ZM127 219V217H126ZM135 221L136 218H132L129 216V220L131 222V220ZM159 219V218H158ZM170 219V220H169ZM177 219V220H176ZM180 219H182L181 221H179ZM189 219V218H188ZM195 219V218H194ZM100 221V223L102 222L103 223V227H108L106 228L104 231L103 229L104 228H99L101 230L98 231V225H96L98 222L97 221ZM125 221V219H123ZM157 220V219H156ZM167 220V221H166ZM199 220V219H198ZM202 220V219H201ZM217 221H219V219H216ZM215 220V223H219V222H216ZM123 221V222H124ZM158 221V220H157ZM160 221V220H159ZM210 222L212 220H209ZM209 221H206L204 222L202 220V225H199L200 223L198 222V224L196 225H199L201 227H203V222L205 224H207L206 226L208 227V224H211ZM121 222V223H123ZM163 222V221H162ZM193 222V221H192ZM208 222V223H207ZM224 222V221H223ZM1 223V221H0ZM30 223V222H29ZM101 223V224H102ZM189 223V221H188ZM191 223V222H190ZM189 223V224H190ZM194 223V222H193ZM5 224V223H4ZM104 224L108 225V226H104ZM169 226H171L170 223H168ZM220 224H223V223H220ZM8 225V224H7ZM114 225V226H113ZM194 225V224H193ZM195 225V228H197L198 226ZM2 226V225H0ZM101 226V225H100ZM173 226V227H175ZM205 225L204 227L207 228ZM210 226V225H209ZM219 227V225H217ZM221 226V225H220ZM9 227V226H8ZM38 227V226H37ZM172 227V228H173ZM190 227V226H189ZM201 227H198L199 230L201 229ZM203 227V229H205ZM211 227V226H210ZM216 227V226H215ZM223 227V226H221ZM226 227V226H225ZM1 228V227H0ZM115 228V227H114ZM134 228V227H133ZM171 228V229H172ZM193 228V226H192ZM5 229H8L6 228L5 226ZM20 229V228H19ZM79 229V230H77ZM211 229V228H210ZM218 229V228H217ZM4 229H2L3 231ZM81 230V231H80ZM131 230L133 231V229L131 228ZM168 230V229H167ZM195 230V229H194ZM222 229H220L219 232H222L221 231ZM10 231V230H8ZM16 231V230H15ZM76 231V232H74ZM77 231H79V233L77 234ZM110 230H108V233H109ZM127 231V230H125ZM154 231V230H153ZM170 231V230H169ZM174 231H175V228H174ZM173 231V232H174ZM190 231V229H189ZM192 231V230H191ZM196 231V230H195ZM194 231V232H195ZM6 232V230H5ZM4 232V233H5ZM85 234L83 235L82 233ZM187 232H188V229H187ZM4 233L1 235L3 236ZM18 233V232H17ZM71 233V234H70ZM75 233V235H74ZM97 233V234H95ZM105 233V232H104ZM178 232L174 233V234H177ZM177 234V236L180 235V237H184V235L182 234ZM192 233V232H190ZM7 234H9L8 232L5 233L6 235V239H7ZM11 234V233H10ZM81 234V235H80ZM130 234V233H129ZM151 234V232H150ZM172 234V235H174ZM185 234V233H184ZM189 234V232H188ZM4 235V236H5ZM40 235V233H39ZM108 235V234H106ZM125 235V234H124ZM121 236V238L119 239L117 235V242L118 244H123L125 243L126 244V240L123 239L122 237H125V236ZM133 235V234H132ZM171 235V236H172ZM91 239L95 238L96 239V243L94 242V245L92 244H87V243H83L85 240H82V239H85V238H88V237H91ZM96 236V237H94ZM105 236V234H104ZM103 236V237H104ZM128 236V234L126 235ZM162 236V237H161ZM170 236V235H169ZM192 236V234L190 235ZM10 237V236H9ZM106 237V236H105ZM150 238L152 237V234L151 236H149ZM149 237H146V238H149ZM173 237V242L175 241L174 236ZM171 237V238H172ZM210 237V236H209ZM41 238V237H40ZM145 238V237H144ZM165 238V239H164ZM179 238V237H177ZM176 238V239H177ZM212 238V237H211ZM210 238V239H211ZM23 239V238H22ZM137 239V240H138ZM182 239V238H179L178 241ZM21 240V239H20ZM125 240V241H124ZM152 240H153V237H152ZM183 240V239H182ZM1 241V239H0ZM6 241V240H5ZM115 241V240H113ZM113 241H111L113 243ZM151 241V239H150ZM149 241V242H150ZM167 241V240H166ZM172 241H167L169 242V244H175V243H172ZM184 241L186 240H183L182 243H184ZM207 241V240H206ZM23 242V241H22ZM156 242V243H157ZM165 242V243H167ZM187 242V241H186ZM185 242V243H186ZM116 244V241L114 242ZM113 243V244H114ZM151 243V242H150ZM159 243H157L155 246L156 247H162L161 245L160 246H157L159 245ZM163 243V244H162ZM190 243V242H189ZM6 244V243H5ZM25 244V243H24ZM111 244L112 246L115 247V244L113 245ZM124 244V245H125ZM169 244H165V246H163L162 250L166 249V251L169 249L166 247V245H169ZM178 244H181V243H178ZM208 244H209V241H208ZM97 245V247L95 246ZM177 245V244H176ZM192 245V244H191ZM2 246V245H1ZM117 246V245H116ZM154 245L151 246V248L153 247ZM154 246V248H155ZM205 246V245H204ZM262 246V247H261ZM11 247V246H10ZM112 247V248H114ZM119 247V246H118ZM123 248H125L123 245H122ZM122 247H119L118 249L120 250ZM166 247V248H164ZM181 247V246H180ZM208 245L207 247L205 246V249L207 250L208 249ZM97 248V249H96ZM99 248V250H98ZM179 248V247H178ZM184 248V247H183ZM209 248H213L212 245L211 247ZM18 249V248H17ZM115 250L117 248H114ZM156 249V248H155ZM171 249V248H170ZM177 249V248H175ZM20 250V248H19ZM123 250V249H122ZM181 250V249H180ZM204 248L202 251H205ZM255 250V251H254ZM264 250V249H263ZM124 251V250H123ZM123 251H120L119 252V255L121 257H125V253ZM172 251V250H171ZM170 251V252H171ZM176 251V250H175ZM208 251V250H207ZM261 251V249L259 250V252ZM6 252V251H5ZM20 252V251H19ZM164 252V251H163ZM169 255V251H167ZM166 252V253H167ZM180 252V251H179ZM178 252V253H179ZM209 252V251H208ZM258 252V251H257ZM256 252V253H257ZM258 252V253H259ZM8 253V252H7ZM142 253V252H141ZM158 253V252H157ZM207 253V252H206ZM211 250H210V254H211ZM240 253V254H241ZM262 253V251H261ZM260 253V254H261ZM27 254V253H26ZM105 254V255H106ZM160 254V253H159ZM176 254V253H175ZM213 254V253H212ZM209 255L206 260L204 258L205 261L211 259L213 257L210 258V256H214V255ZM247 254V252H246ZM248 254V256H249ZM251 254V255H252ZM9 255V253H8ZM143 255V254H142ZM171 255V254H170ZM203 255V254H202ZM206 255V254H204ZM203 255V257H204ZM250 255V256H251ZM263 255H264V252H263ZM137 256V255H136ZM163 256V255H162ZM174 256V255H173ZM207 256V255H206ZM219 256V254L217 255ZM240 256V255H239ZM256 256H258V254H256ZM142 257V256H141ZM155 257V256H154ZM161 259V256H159ZM170 257V256H169ZM168 257V258H169ZM255 257L254 256H251ZM143 258V257H142ZM149 258V257H148ZM148 258H146L148 260ZM167 259V257H165ZM258 259H262L259 257H256ZM264 258V257H263ZM1 259V258H0ZM124 259V258H123ZM153 259V258H151ZM157 259V258H156ZM155 259V260H156ZM171 259V258H170ZM174 259H175V256H174ZM177 259V258H176ZM181 259V257H180ZM139 260V258H138ZM142 259H140L141 261ZM145 260V259H144ZM168 260V259H167ZM252 260V258L250 259ZM264 260V259H263ZM150 261V259H149ZM229 261V260H228ZM253 261H255V264H259L258 263V260L256 262V260L254 259ZM53 262V261H52ZM55 262V261H54ZM141 262H145V261H141ZM147 262V261H146ZM151 262V261H150ZM153 262V261H152ZM155 262V261H154ZM179 262V261H177ZM200 262V261H199ZM197 262V264H201V262L199 263ZM262 263V261H259ZM1 263V262H0ZM9 263V262H8ZM196 263V262H195ZM105 264V263H104ZM150 264V263H149ZM167 264V263H166ZM172 264V263H171ZM204 264V263H202ZM233 264V263H232Z\"/></svg>",
    "mask_w": 264,
    "mask_h": 264
}]
</instances>
